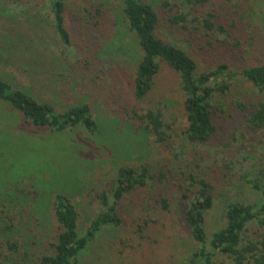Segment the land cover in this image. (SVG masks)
<instances>
[{
	"label": "rangeland",
	"instance_id": "374dc122",
	"mask_svg": "<svg viewBox=\"0 0 264 264\" xmlns=\"http://www.w3.org/2000/svg\"><path fill=\"white\" fill-rule=\"evenodd\" d=\"M235 1L229 2L233 4ZM66 2L69 7L65 14V27L71 37L72 50H65L43 24L42 33L35 32V38L42 36L43 42L37 50L27 52L10 28L19 26L21 34H33L29 24L35 18L45 20L41 15H49V5L38 0L33 5L24 3L18 7L7 0H0V78L14 86L29 89L37 100L50 103L57 112L73 105L87 104L97 123V131L93 134L77 129L50 134L47 129H34L8 105L0 104V141L4 140L2 136L7 137L5 143L0 144V197L3 198L0 200L15 199L17 185V190L24 195L33 190L32 184L41 191V198L35 204L27 197L24 204L21 203L20 207L15 205L13 211L2 209L13 221L3 218L0 213V242L16 235L22 255L29 250L23 244L31 245L33 242L40 245L47 240L45 236H53L56 225L48 199L50 194L58 192L68 194L72 199L78 212V230L83 235L98 209L96 193L109 189L117 165L136 167L147 163L150 167L161 168L167 160L177 162L172 155L174 153L193 161L196 166L212 167L209 179L216 189V202L205 221V229L210 233L223 222L218 196L224 188L219 177L226 171H222L220 165H226L228 160L238 156V152L250 154L258 165L264 159V147L258 145L259 140L264 143V137L250 134L241 125L242 113L230 105L232 101L245 100L236 91L248 88L247 85L243 83L241 87L242 83L236 82L232 96L238 98L228 97L222 104L223 113L214 115L217 130L211 141L203 146L190 145L182 137L185 122L177 76L168 67L161 65L154 88L143 102L137 103L132 98V78L138 56L130 58L132 51L129 48L133 44L126 34L117 31L116 0L104 1L112 18L107 21L106 17L104 24L97 27L86 24V16L74 11L73 8L82 7L81 0ZM153 3L162 16L159 37L182 47L196 61L199 70H209L219 64H227L231 68L249 65L250 55L254 54L249 49L233 54L231 49L218 45L211 33L196 30L191 34L171 26L164 20L158 0H153ZM254 4L260 5L258 2ZM223 6L215 7L208 2L202 9H197V15ZM16 12L18 17L13 20ZM258 15L259 19L255 21L263 27V15ZM256 32L243 28L232 33V38L238 36L241 44H246L248 39L258 43L257 39H252ZM158 105L162 106L166 117L175 122L173 130L178 137L173 142L176 145L173 153L165 146L154 144L151 136L144 139L140 134L142 125L129 115L132 110L142 112ZM215 161L218 163L213 164ZM166 181L157 178L148 183L146 189L126 196L118 206L123 226L104 228L90 243L80 264L184 262L193 249V243L178 209L180 194L175 181ZM228 189L233 195L237 187ZM240 195L242 199H248L246 192ZM161 200L167 202L166 209H163ZM11 223V230H8ZM4 250L5 246L0 243V258L5 255Z\"/></svg>",
	"mask_w": 264,
	"mask_h": 264
},
{
	"label": "trees",
	"instance_id": "16d2710c",
	"mask_svg": "<svg viewBox=\"0 0 264 264\" xmlns=\"http://www.w3.org/2000/svg\"><path fill=\"white\" fill-rule=\"evenodd\" d=\"M7 1L19 7L24 3L33 5L38 0ZM44 1L50 9L49 15H41L46 21L37 14L39 18H35L34 22L29 24L33 34L24 32L21 34L19 26L11 27L10 29L14 30L12 33L18 35L17 40L24 45V51L37 50V46L43 42V37L35 38V32L41 34L45 24L63 48L71 51V37L65 27L68 2ZM81 1L82 7L73 9L80 16H86L84 21L89 26H101L104 24L103 19L107 17L109 21L112 18L109 16L110 11L104 3L105 0ZM229 1L158 0L160 12L171 26L184 29L191 34L196 30L211 33L218 45L231 49L233 54L242 53L246 48L254 53L250 55L251 60L246 67L231 68L227 64H219L201 71L196 61L182 47L159 37L158 29L162 16H159L153 0H116L115 18L119 23L117 31L126 34L133 44L129 48L132 51L130 58L135 59L133 57L138 56L132 78V98L137 103L143 102L154 88L161 65L168 67L177 76L181 95L180 107L185 122L182 137L190 145L203 146L211 141L217 130L214 115L223 113L224 109L221 108L226 99L238 96L245 100L243 102L231 100L230 105L242 113L241 125L250 134L264 137V26L261 27L255 21L260 13L264 20V0H236L233 4ZM208 2L215 7L222 4L223 9L211 8L200 16L197 15V9H202ZM254 2L260 3L261 6ZM186 9L189 11L186 12ZM14 15L13 20L14 17H18V12ZM243 28L257 31L252 39H257L258 43L248 39L246 44L243 42L241 44L238 36L232 38V33H237ZM43 45L45 43L41 46ZM53 59L58 61L57 58ZM236 82L242 83L241 87L245 83L248 88H240L241 91H236L238 96H232ZM0 104L12 108L21 116L24 123L34 129H47L50 134L76 129L87 134L97 131V123L89 105L77 104L57 112L50 103L37 100L29 89L14 86L1 78ZM129 115L133 121L142 125L140 134L144 139L151 136L154 144L169 148L170 153L175 152L176 145H173V142L178 137L173 130L175 122L166 117L162 106L161 108L160 105L151 106L142 112L132 110ZM2 138L4 140L0 141V144L5 143L7 137ZM258 145L264 147L262 140H259ZM172 155L177 162L167 160V164L161 168L150 167L147 163L136 167L117 165L108 192L105 190L96 193L98 209L83 235L78 230V212L70 196L61 192L50 194L48 201L56 225L53 236H45L47 240L40 245L33 242L31 245L23 244L29 250H25L21 255L19 253L21 245L17 236L12 235L11 240L0 242L5 246V255L0 258V264L27 262L80 264L90 243L103 232L104 228L118 229L123 226L124 220L119 214L118 206L126 196L146 189L148 183H153L157 178L160 181L167 180L166 182L174 180L177 193L180 194L178 209L193 243V249L180 264H264V159L258 165L254 163L250 154L238 152V156L235 155L233 159L228 160L226 165L224 163L220 165L219 168L226 171L219 177L224 188V192L218 196L222 206L223 222L207 233L206 217L216 202V189L209 179V169L212 167L208 169L205 166H196L193 161L185 160L179 154ZM217 163L218 161H215L213 164ZM234 186L237 190L232 195L228 188ZM30 187L33 190L27 191L24 195L17 190V185L15 199L0 200V213L3 218L13 221L2 209L7 212L13 211L14 206L20 207L27 197L34 204L40 200L41 191L33 184ZM244 192L248 194L247 200L242 199L240 195ZM161 203L163 209H166L167 202L161 200ZM11 226L12 223L7 229L11 230Z\"/></svg>",
	"mask_w": 264,
	"mask_h": 264
}]
</instances>
